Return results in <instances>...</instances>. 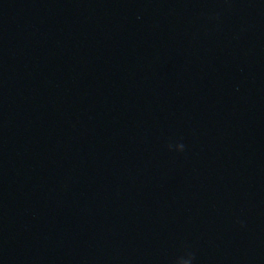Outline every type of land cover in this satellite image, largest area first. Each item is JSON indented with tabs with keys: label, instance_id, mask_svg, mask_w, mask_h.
Returning a JSON list of instances; mask_svg holds the SVG:
<instances>
[{
	"label": "water",
	"instance_id": "1",
	"mask_svg": "<svg viewBox=\"0 0 264 264\" xmlns=\"http://www.w3.org/2000/svg\"><path fill=\"white\" fill-rule=\"evenodd\" d=\"M207 264H264V224Z\"/></svg>",
	"mask_w": 264,
	"mask_h": 264
},
{
	"label": "clouds",
	"instance_id": "2",
	"mask_svg": "<svg viewBox=\"0 0 264 264\" xmlns=\"http://www.w3.org/2000/svg\"><path fill=\"white\" fill-rule=\"evenodd\" d=\"M172 145H169V148L171 149ZM177 148L180 150V151H184V148L185 146L183 144H179L177 145ZM190 257H191V254H190ZM191 258H194V257H191ZM186 264H191V259H189Z\"/></svg>",
	"mask_w": 264,
	"mask_h": 264
}]
</instances>
